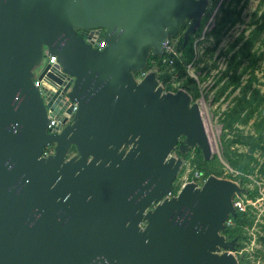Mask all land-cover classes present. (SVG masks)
Masks as SVG:
<instances>
[{
  "label": "water",
  "instance_id": "95a60500",
  "mask_svg": "<svg viewBox=\"0 0 264 264\" xmlns=\"http://www.w3.org/2000/svg\"><path fill=\"white\" fill-rule=\"evenodd\" d=\"M208 7L0 0V264H238L237 239L223 232L244 190L210 175L171 195L182 167L172 152L212 159L199 106L183 89L163 91L156 71L137 79L184 25L185 47ZM97 29L103 50L82 34ZM48 56L58 64L40 77L51 69L61 85L62 69L73 79L66 96L33 85ZM71 103V122L49 129L48 110Z\"/></svg>",
  "mask_w": 264,
  "mask_h": 264
},
{
  "label": "trees",
  "instance_id": "16d2710c",
  "mask_svg": "<svg viewBox=\"0 0 264 264\" xmlns=\"http://www.w3.org/2000/svg\"><path fill=\"white\" fill-rule=\"evenodd\" d=\"M216 6L221 0H211ZM250 0H224L220 5V16L216 18V24L212 30L214 35L216 46L220 44L222 36L225 34L228 28L233 26L236 22L241 21V10ZM208 18L202 19L196 33H200L204 24ZM254 27L249 31L248 35L244 36V33H240L237 38L222 52V55L229 56L226 69L220 72V75L216 78L214 86L215 102H218L220 98L227 92L228 95L234 93L237 89L239 91L238 96L232 99V106L225 113L223 119V126L225 131L222 135V155L228 167L238 174L232 179L239 181L241 184L245 182H251L248 176L257 173L260 177L264 178V118H260L255 121L252 126L254 131L252 133H242L240 130L234 127V125H247L248 121L252 118L253 114L257 112L258 108L262 105L264 109V98L260 96L257 88H252V83L256 80L254 71L256 64L259 60L255 52L252 51L254 43L259 38V35L264 31V11L255 20L252 21ZM193 40V39H192ZM241 45L237 48V46ZM182 39L178 45V49L181 52V62L176 61L174 68H180L181 63L184 65L188 64L192 60V41L191 38L188 40L185 47L182 49ZM212 53V52H211ZM152 61H159V57L151 56L147 69H152ZM246 62V65L241 68V65ZM241 68V69H240ZM209 69L205 66L203 70ZM240 69V70H239ZM160 70V69H159ZM158 72V71H157ZM249 75L248 80L245 84H242L243 75ZM141 73L137 74L140 76ZM171 74L169 71L164 72L158 76L160 84L165 86V91L175 92L167 82L170 80ZM182 77L184 78L179 88L184 89L193 98V101L200 97L199 92V81L195 78L188 76L187 73L183 72ZM33 80H37L36 78ZM230 132L233 134L230 135ZM234 146H241L246 148V152H240L238 148ZM73 152L75 150L73 149ZM193 153L199 155L197 161V168L201 173L204 174V178L207 179L210 175H216L220 177L222 174V165L218 157L212 158L209 161H205L203 154L198 148L188 149L184 153L177 152L178 157L182 159H188ZM258 154V157L255 155ZM261 159V162L259 160ZM221 166L217 168L216 165ZM232 177V176H231ZM260 177L258 179H260ZM178 188L173 187L171 194H177ZM246 197L255 199L259 196L258 186H254L252 190L246 189ZM252 207L249 206L246 212L235 211L234 216H230L234 222V226L227 227L223 232L229 239H237L238 246L235 251L242 248L241 241L249 240L246 236L245 227H250L253 223ZM261 228L264 229V224H261ZM260 240L264 241V237H260ZM247 260L243 257L238 264H246Z\"/></svg>",
  "mask_w": 264,
  "mask_h": 264
},
{
  "label": "rangeland",
  "instance_id": "374dc122",
  "mask_svg": "<svg viewBox=\"0 0 264 264\" xmlns=\"http://www.w3.org/2000/svg\"><path fill=\"white\" fill-rule=\"evenodd\" d=\"M222 1L224 0H221L215 6L212 1L209 0V7L205 11L203 19H209V17L215 13L217 16L216 18H219V9ZM263 11L264 0H250L245 6H243L241 10V21L236 22L233 26L227 29L225 34L222 36V40L219 45L216 46V42L214 41L215 38L213 35L210 41L206 40L199 42L196 46V49H190L193 56L192 60L188 62V64L191 65V68H187L186 65L181 63L180 68L177 69H175L173 66L172 68H161L160 70H158V72L156 71L157 79L160 74L169 71V73L171 74V78L170 80H168L167 84L172 88V90L176 91L182 89L179 87L184 80V78L182 77L183 72L187 73L188 76L191 77L197 76L199 81L200 97L195 100V102L193 101V103H196L201 111L202 119L211 145L212 158L218 157L221 165L223 166L222 174L219 178L228 179L237 183L240 188L244 190L240 192L239 196L244 200L247 198L245 193L246 189L252 190L254 186H258L260 195L259 197L254 199L255 201H251V204L254 205V207L252 206V216L254 220L250 227H245V233L246 236L249 237V240L241 241V244L243 246L241 249H238L237 252L239 253H236L234 251V255L237 261L239 262L244 257L247 260L246 264H264V241L259 239V236L264 237V229L261 228V224H264V178L257 175V173H254V175L248 176L251 182H245L241 184L239 181L232 180L238 173L234 172L231 168L228 167V164L226 163L222 155V134L227 131L223 126V119L225 117V113L233 104L232 99L238 96L239 91L237 89L231 95H228L229 91H227L218 102H215L214 97L217 88H215L214 83L216 81V78L220 75V72L226 69V64L230 56V54L228 56L222 55V52L237 38L240 33H244V36L246 38L249 31L254 27L252 21L260 16ZM196 32L191 36V41L194 36V41L198 38L199 33ZM240 45L241 43L237 46V48ZM252 51L255 52L259 58L254 71V76L256 77L257 82L254 81L252 83V88H257L259 90L260 96L264 98V31L261 33V35H259V38L254 43ZM45 64L46 61L42 62L34 69V75L36 77H39L41 75L45 68ZM245 65L246 62L241 65V68ZM205 66H208L209 69H205L202 71ZM248 78V73L243 75L242 84H245ZM159 85L163 88V91H165V86L160 84V82ZM262 117L264 118V109L261 105L258 108L257 112H255L252 118L248 121L247 125H234V127L244 134L252 133L254 131L252 124ZM232 134L233 133L230 132V135ZM233 148H238L240 152H246V148L241 146H234ZM177 152L178 151L175 150L171 153V156L180 158L178 157ZM255 156L258 157V154H256ZM198 159L199 155L197 153H193L188 159H182V167L173 182V187L178 188V191L184 184L192 180L191 177L187 178V176L194 175L196 171L200 172V170L197 168ZM259 162H261V159L259 160ZM216 167L221 169V166H219L218 164L216 165ZM259 177L260 179H258ZM233 226L234 222L232 221L231 228Z\"/></svg>",
  "mask_w": 264,
  "mask_h": 264
},
{
  "label": "built area",
  "instance_id": "2783aa9c",
  "mask_svg": "<svg viewBox=\"0 0 264 264\" xmlns=\"http://www.w3.org/2000/svg\"><path fill=\"white\" fill-rule=\"evenodd\" d=\"M216 17H217L216 13L212 14L209 17V19L206 21V23L204 24L201 32L198 35V38L195 41L192 40V42L194 41L192 43L193 49L194 48L196 49V46L198 45L199 42L206 41V40L210 41L212 39V36H213L212 30L214 29L215 24H216ZM187 23H188V20H186V24ZM185 27H186V25L181 26L179 28V32L177 34L169 36V38L166 40V42L164 44V47L162 48V55L159 57V61H152V65H153L152 69L148 70L146 68V70H144L143 72H140L141 73L140 76L137 77L138 81H141L151 71H158L161 68H166V69L172 68L176 61L181 62L182 56H181V52L178 49V45L180 43V39H182V33H183ZM82 34L87 36L89 41H92L94 44H96L98 50H103L107 46V43L105 41V34H101V32H94L93 34H86V33L82 32ZM191 36H190V38H191ZM194 38H195V36H194ZM44 61H46L44 70L48 66L52 68L54 65L58 64V59L56 56H48L46 59L43 60V62ZM186 67L191 68V65L186 64ZM44 70H43V72H44ZM49 72H51V69H48L47 73L44 76L40 77L41 76L40 75L39 77H35L37 80H35V82H33V85H35V87L38 88L41 93L45 92V89H47L48 92L53 94V95L60 96L62 93H64V96H66L72 88L73 83L71 80H73V79H70L68 76H63L62 69H60V73L56 74V76L59 79H61L63 82L60 85V84L52 81L50 78L47 77V74ZM193 78H195L198 81L197 76H194ZM77 111H78V106L76 103H71L65 109V111H63L61 113L60 116L52 115L53 114L52 111L48 110V114L50 117L48 128L49 129L54 128L58 125H61V128H63L67 123L71 122V120L74 118L75 113ZM64 120H66V121L63 124ZM54 149H55V145H51V146L46 147L44 149L42 156L43 157H49L50 155H53ZM188 177L192 178V180L188 181V182L195 183L197 185V187H202L206 181V179L204 178V175L198 171H196L194 173V175L187 176V178ZM171 195H169V197ZM259 195H260V191H259ZM257 197H259V196H257ZM251 201L253 202L255 200L250 199V198H248V199L246 198L244 200V199H241L240 197L234 196V198H233L234 210L239 211V212H246L248 210L249 206L254 207V205L251 204ZM253 207H252V209H253ZM229 217L227 218V220L225 222V226H227V227H231V225H232V219H230ZM235 252L239 253L237 251H235Z\"/></svg>",
  "mask_w": 264,
  "mask_h": 264
},
{
  "label": "flooded vegetation",
  "instance_id": "af4514ba",
  "mask_svg": "<svg viewBox=\"0 0 264 264\" xmlns=\"http://www.w3.org/2000/svg\"><path fill=\"white\" fill-rule=\"evenodd\" d=\"M203 17H204V16H203ZM97 30H99L98 32H102V29H97ZM82 32H84V33H86V34L91 33V31H82ZM55 105H57L56 108H57V107L59 108L58 104H55ZM53 106H54V104H53ZM61 111H62V108L59 109V112H61ZM59 115H61V114H59ZM227 240H228V241H231L232 239H229V238L227 237ZM237 246H238V242L236 241V246L234 247V251H235V249L237 248Z\"/></svg>",
  "mask_w": 264,
  "mask_h": 264
}]
</instances>
